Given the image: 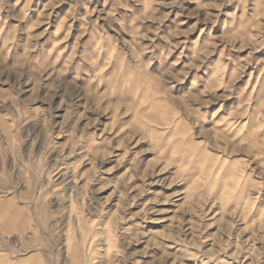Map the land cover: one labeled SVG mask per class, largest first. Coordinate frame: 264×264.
<instances>
[{
  "label": "rangeland",
  "instance_id": "1",
  "mask_svg": "<svg viewBox=\"0 0 264 264\" xmlns=\"http://www.w3.org/2000/svg\"><path fill=\"white\" fill-rule=\"evenodd\" d=\"M0 264H264V0H0Z\"/></svg>",
  "mask_w": 264,
  "mask_h": 264
},
{
  "label": "crops",
  "instance_id": "2",
  "mask_svg": "<svg viewBox=\"0 0 264 264\" xmlns=\"http://www.w3.org/2000/svg\"><path fill=\"white\" fill-rule=\"evenodd\" d=\"M12 213H13V217H14L15 211H14V212H12Z\"/></svg>",
  "mask_w": 264,
  "mask_h": 264
}]
</instances>
